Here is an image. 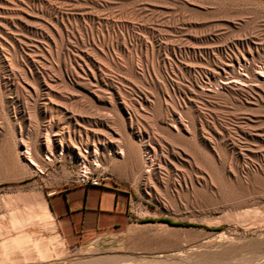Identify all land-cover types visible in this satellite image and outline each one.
Wrapping results in <instances>:
<instances>
[{
	"label": "rangeland",
	"instance_id": "374dc122",
	"mask_svg": "<svg viewBox=\"0 0 264 264\" xmlns=\"http://www.w3.org/2000/svg\"><path fill=\"white\" fill-rule=\"evenodd\" d=\"M45 1L70 14L68 25L75 34L71 44L89 57L90 68L101 74V80L74 82L69 66L61 62L59 36L50 35L52 40L47 42L30 29L31 24L21 21L19 26H10L12 34L27 40L22 46L41 44L49 54L33 70L37 78L30 81L15 80L0 68V165L4 170L0 174V264H92L88 260L101 264L258 263L264 257V100L227 97L207 101L183 87H190L193 79L199 85L215 86L214 71L221 63L238 56L239 63L234 65L238 70L245 58L257 59L264 52V0L41 2ZM0 3V14H5V4ZM3 14L0 18H7ZM91 16L95 17L92 21ZM247 48L252 54L243 58L239 54ZM43 76L51 78L48 84ZM164 113L169 125L162 122ZM127 115L143 128L147 121L154 126L140 137L159 139L158 146L151 143L154 148L150 144L141 154L158 157L161 149L166 157L149 176L114 169V144L106 143L108 134L95 123L103 117L126 120ZM92 132L99 134L92 137ZM38 137L47 140L40 152L50 151L49 160L36 162L26 172L12 171V161L3 159V153L11 148L21 162H27L38 148ZM121 138L117 130L111 139L115 143ZM99 141L98 153L92 157V142ZM76 147L83 151V160L75 156ZM28 149L31 155L24 157L23 150ZM200 153L209 156L213 172ZM83 161L91 171L102 172L110 177L105 180L126 191L130 218L125 226L83 246L68 245L44 213L43 193L70 182L78 162ZM235 167L248 185L226 198L220 186L227 179L234 182L230 173ZM252 177L257 178L254 187ZM254 216L263 221L254 224ZM244 218L254 225H243ZM58 242L62 251L56 252L53 246Z\"/></svg>",
	"mask_w": 264,
	"mask_h": 264
},
{
	"label": "bare ground",
	"instance_id": "6f19581e",
	"mask_svg": "<svg viewBox=\"0 0 264 264\" xmlns=\"http://www.w3.org/2000/svg\"><path fill=\"white\" fill-rule=\"evenodd\" d=\"M2 1L5 4L4 5L5 7L3 9H4V13L6 14L7 18L5 16H4L5 18H2V17L0 18V68L6 70L4 72V73H6V75H11V77L16 78L15 80H20V81H30L29 78H37V76L35 75V71H33V70L38 69L37 68L38 64H40V65L44 64L43 60L45 59L46 55L49 54V49H47V48L45 49V48L41 47L40 46L41 44L38 45V44L32 43V44H34L33 48H30V47L25 48L22 45H25L27 40H24L23 38H21L19 36H15L14 34H12L13 30L9 31L10 26H17V25L19 26V23L21 24V21H22L23 25L31 24L32 26L30 27V29H32V31H34V33L36 32V34L37 33L41 34V37L47 42H51V40H52V36H50V35H56V37L57 36L60 37V39L63 42V45L62 44L61 45H62L63 54H64V57L62 56L63 58L61 59V62H62V64L69 66L70 73L73 76L72 79L75 80L74 82H77V83L78 82L80 83V82H83V81H88V82L95 81L96 82V81H100L101 80V74L96 72L94 70L95 68L94 69L90 68V67H93V66L90 63L91 60H89V57L87 55H85L84 53H82L77 48L78 46L75 47V46H73V43L71 44L70 38L73 37V35H75V34H74L73 28L70 27V25H68V22H69L68 19H70V14L65 12L64 10L63 11L60 10V9H62V7L59 9L57 4H55L57 7L53 6V4L51 3L52 1L51 2L50 1L41 2L42 0H2ZM63 2H62V4H64ZM0 5H1V3H0ZM68 12H70V11H68ZM188 13H190V12H188ZM1 14H3V13H1ZM5 14H3V15H5ZM87 16H88V12H87ZM82 17H86V16H82ZM91 17L92 18H90V20L93 19V18L95 19L94 16H91ZM193 21H195V20H193ZM72 42H73V40H72ZM121 48H122V46H121ZM251 54H252L251 49L247 48L242 54L240 53L239 55H242V57L245 58L247 55H251ZM256 56H257V59H252L251 58V60H248V61L245 58L244 59V63L242 65L240 64L242 67L240 65H238L239 66L238 70L234 69L235 63H239V57L238 56H235L234 58H231V59L229 58V61L226 62V63H221L220 69H218L217 71H214L215 74L217 75V79H218V82H217V84H215V86L213 84H208V83H205V82H204L205 84L199 85L197 83V80L193 79L192 83L189 84L190 87H187V86L184 85L183 89H184L185 92L190 93L192 96H195V97H198L200 99L207 100V101H213L215 99L227 98V97L232 98V99L242 98V97H252L256 101H262L263 102V100H264V52H262L261 54H257ZM89 64H91V66ZM68 66H67V68H68ZM68 76H69V74L67 75V77ZM62 78H64V76ZM50 79L48 77H46V76L45 77L43 76V81H45L47 84H48L47 81H49ZM116 81H119V80H116ZM175 87H177V90H179L178 86H175ZM92 109H94V108L92 107ZM158 109L159 108L157 107V110ZM167 113H168V111H167ZM167 113H164L163 115H161V116H163L162 117V122L165 125H169L168 124L169 121H166V118H165V116H167L169 114V113L168 114ZM158 114H160V113H158ZM128 115H127V119L126 120H122L119 116H116L113 120H109L107 118L104 119V117H103V119H101L100 121H97V122L94 121V122L97 123V125H99L100 127H104V132L106 134H108V136L110 138V139H104L103 138L104 140H107L106 143L108 141H110V142H113L112 144H114L113 148H111V149H113V152H114V159L111 161V165L114 167V169L116 168L118 171L119 170L125 171V172L131 174L132 176L135 175V174L137 176L138 175H140V176H144V175L145 176L146 175L149 176V175L152 174V172L154 170L157 169V167H160L161 158L164 160L166 157H165V155L163 157L161 149L158 150L159 151V154L157 155L158 157H151L145 151H144L145 153H143L144 155L141 154L143 152L142 148H146V146L150 145L151 143H154V144H156L158 146L159 145V141H157V140H159V139L158 138L156 139V137H154L153 135H150L148 138L147 137L144 138V136L140 137L139 134L142 133V131H144V132L147 131V130L151 131V130H153L154 126L151 124V121H147V122L144 123V128H143V127L139 126L137 122L133 123L131 118L130 117L128 118ZM167 118H169V117H167ZM168 120H170V119H168ZM174 121H172V122H174ZM110 125H113V126H110ZM173 125L176 126V127H178V125H179V127H181L179 122H174V124H172V126ZM127 128H129V132L128 133L125 132V129H127ZM117 130L122 132V138L120 139V141H116L114 143L115 140H112L111 138H112L113 134L117 133ZM94 131H97V130H94ZM93 133L99 134L98 132H92V135H91L92 137L98 136V135H95ZM159 135H160V133H159ZM167 136H165V137H167ZM38 138H40V137H38ZM103 139H101V140H103ZM102 142H103L102 143V148H103L105 141H102ZM187 142L190 145L192 144V141H188L187 140ZM100 143H101L100 141L99 142H92V145H91L92 146V157L97 155ZM45 145H47V140L44 139V138H40V140L38 141V148H37L36 151L33 152V159H30L31 158L30 157L29 159H26L27 162H21L19 160L18 154H16L13 151V149H11V148H8L3 153L2 157H3V159H7V160L12 161V165L10 167V169L12 171H16L18 173L26 172L27 169L29 168V166L36 164V162L40 163L41 161L46 162V161L49 160L48 154L51 153L50 151H48L46 153L40 152V149H44ZM152 146H150V147H152ZM160 147H162V146H160ZM153 148H154V146H153ZM191 149H193V148H191ZM75 152H76L75 156L78 159H81V160L84 159L83 151L79 147L75 148ZM155 152H154V154H155ZM23 153H24V155L23 154L22 155L24 157H26L27 154H30V151H29V149H28V151L27 150H23ZM58 155H59V153H58ZM198 155H199L200 158H203L204 160H206V164H207L206 166H209L211 168V170H212L210 172H213V168L214 167L209 162L210 161L209 160V156L206 153H200ZM27 157H29V155ZM83 162H85V161H83ZM170 162H172V161H170ZM227 167H229V166H227ZM236 168L237 167H235V169H233L232 173L229 172L230 174H232L231 177H233V181L234 182H232V181L227 179L225 181V184H223V185L221 184V186H220L221 187L220 189H222L224 191L222 193V194H224V197L226 195L228 196V195H232V194L235 195L236 193L238 194V192L241 193V191L245 190L247 185H248V183L246 181L247 178H246V180H244V181H246L247 185H244L245 182H243V179H242L244 177L241 175L242 176V178H241L238 175L239 174L238 169H240V168H237V169ZM119 172H121V171H119ZM208 172H209V170H208ZM2 173H4V170H3V168L0 165V174H2ZM226 175H228V174H226ZM254 175H256V174L254 173ZM159 176H161V175H159ZM254 177H252L251 181L249 180L250 177L248 179L251 182V184H250L251 186H253L254 183L257 181V178H254ZM263 179H264V177H263ZM263 179H261L262 182H263ZM258 188H259V186H258ZM248 189H251V188H248ZM253 190H254V188H253ZM248 192L250 193L251 190L250 191L248 190ZM222 194H221V196L223 197ZM242 195H244V193ZM245 195H246V193H245ZM227 196H226V198H228ZM248 197L250 198L249 194H248ZM253 197H255V196H253ZM233 198H234V196H233ZM233 198H232V200L234 201ZM236 201H239V200H236ZM247 201L248 200H246L245 202H247ZM231 204H233V203L231 202ZM235 204L237 205V202ZM252 204H253V202H252ZM261 204H262V201H261ZM238 207L239 206H237V208ZM44 213L48 217H51V215L48 212V210H47L45 205H44ZM241 213H243V215L247 214L244 211L241 212ZM255 214H256V212H255ZM248 215H247V217H248ZM257 215H261V214L259 213ZM245 216H243V217H245ZM251 217H252V215H251ZM251 217H249V218L251 219ZM254 217H256V216H254ZM245 218H244V220L246 221ZM263 218H264V215H263ZM263 218L259 216V217L253 218V220H251V221L252 222L263 221ZM250 219L245 222L246 224L243 222L244 223L243 225H245V226H247V224L249 225ZM252 222H250V225L256 224V222L254 224ZM258 225H260V224H258ZM126 232L127 233L130 232V228ZM53 248H54V251H56V252L62 251V247H61V243L60 242L55 243ZM42 251L45 252L44 250H42ZM43 257L47 258V254H45ZM88 261H89V263H92V264H101V262L98 261V260H88ZM26 264H36V263H35V261L34 262L31 261L30 263H26ZM43 264H48V261L43 262ZM144 264H145V262H144ZM256 264H264V257L263 258L261 257L259 262L256 263Z\"/></svg>",
	"mask_w": 264,
	"mask_h": 264
},
{
	"label": "crops",
	"instance_id": "0c3cea01",
	"mask_svg": "<svg viewBox=\"0 0 264 264\" xmlns=\"http://www.w3.org/2000/svg\"><path fill=\"white\" fill-rule=\"evenodd\" d=\"M43 194L50 219L68 245L83 246L125 226L130 218L126 191L110 180L91 185L72 179Z\"/></svg>",
	"mask_w": 264,
	"mask_h": 264
},
{
	"label": "built area",
	"instance_id": "2783aa9c",
	"mask_svg": "<svg viewBox=\"0 0 264 264\" xmlns=\"http://www.w3.org/2000/svg\"><path fill=\"white\" fill-rule=\"evenodd\" d=\"M107 178L110 177L103 175L102 172L95 173L91 171L85 162H78L73 180L83 184L100 185Z\"/></svg>",
	"mask_w": 264,
	"mask_h": 264
},
{
	"label": "trees",
	"instance_id": "16d2710c",
	"mask_svg": "<svg viewBox=\"0 0 264 264\" xmlns=\"http://www.w3.org/2000/svg\"><path fill=\"white\" fill-rule=\"evenodd\" d=\"M149 221H153V219H148ZM158 220H161V221H167L168 223H171V224H175V225H184V226H188V225H191L190 223L188 222H180V221H175L173 222L172 220L168 219V218H158Z\"/></svg>",
	"mask_w": 264,
	"mask_h": 264
}]
</instances>
